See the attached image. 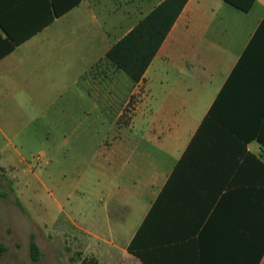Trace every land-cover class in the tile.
I'll return each mask as SVG.
<instances>
[{"label":"crops","instance_id":"crops-1","mask_svg":"<svg viewBox=\"0 0 264 264\" xmlns=\"http://www.w3.org/2000/svg\"><path fill=\"white\" fill-rule=\"evenodd\" d=\"M164 1L0 0V134L30 142L39 126L45 148L87 165L94 200L70 220L109 251L139 233L151 264H249L264 208L251 138L264 133V0H239L248 12L189 0L134 83L107 53Z\"/></svg>","mask_w":264,"mask_h":264},{"label":"rangeland","instance_id":"rangeland-1","mask_svg":"<svg viewBox=\"0 0 264 264\" xmlns=\"http://www.w3.org/2000/svg\"><path fill=\"white\" fill-rule=\"evenodd\" d=\"M123 119L128 121L129 115ZM33 129L25 135L33 138L30 142L0 134V264H82L93 257L98 264H142L128 252L111 246L109 251L72 224V206L94 200L87 193V181H82L88 167L74 163L70 155H59L53 144L45 148L49 135L39 126ZM96 202L101 207L104 198ZM32 235L42 252L38 263L30 254ZM115 242L122 245L124 241Z\"/></svg>","mask_w":264,"mask_h":264},{"label":"trees","instance_id":"trees-1","mask_svg":"<svg viewBox=\"0 0 264 264\" xmlns=\"http://www.w3.org/2000/svg\"><path fill=\"white\" fill-rule=\"evenodd\" d=\"M189 0H165L158 8H156L148 17L141 21L126 37L116 43L107 53V60L117 69L123 71L134 83H139L162 44L168 37L174 24L178 20L182 11ZM234 7L248 12L252 8V4H240L239 0H224ZM244 60L242 59L237 68L236 73L244 69ZM235 74V72H234ZM233 79V78H232ZM231 80L226 84L221 92L222 96L230 91ZM221 95L218 98L221 99ZM217 103V102H216ZM215 108L210 112L208 118L204 122L205 125L213 123L216 119ZM123 118H121L122 120ZM251 138H257L258 142L264 147V133L256 132L251 135ZM1 188V185H0ZM263 190L264 193V189ZM256 197V206L263 204L264 194ZM257 210V209H256ZM258 220L255 222V238L246 248L245 255L248 256L249 264H260L264 256V208L260 215L257 214ZM139 233L133 238L128 246V252L142 260L144 264H151L148 256L142 251L138 245ZM30 254L34 262H40L42 252L36 242L35 235L31 236L30 240ZM82 264H98L96 258L84 259ZM245 264V263H244Z\"/></svg>","mask_w":264,"mask_h":264}]
</instances>
